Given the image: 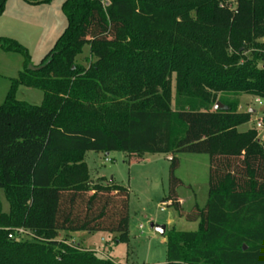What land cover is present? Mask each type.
Here are the masks:
<instances>
[{
	"label": "trees",
	"instance_id": "obj_1",
	"mask_svg": "<svg viewBox=\"0 0 264 264\" xmlns=\"http://www.w3.org/2000/svg\"><path fill=\"white\" fill-rule=\"evenodd\" d=\"M62 11L67 26L38 71L0 38L24 58L0 105V264H113L58 240L127 242L128 192L92 185L87 153L170 158L164 203L197 230L165 232L166 264H264V143L237 131L251 114L225 99H264V0H66ZM20 87L41 104L18 101ZM182 153L209 158L207 202L189 213L176 195Z\"/></svg>",
	"mask_w": 264,
	"mask_h": 264
},
{
	"label": "rangeland",
	"instance_id": "obj_2",
	"mask_svg": "<svg viewBox=\"0 0 264 264\" xmlns=\"http://www.w3.org/2000/svg\"><path fill=\"white\" fill-rule=\"evenodd\" d=\"M6 0L0 15V38L16 41L23 46L29 56L30 67H38L45 56L64 32L67 21L62 11L66 0ZM264 43L263 41H257ZM89 56L87 46L76 59V63L87 67ZM259 66H263L259 63ZM24 70V58L20 54L0 50V105L8 92L10 80L16 79ZM174 94V81L172 82ZM43 95L40 91L20 87L16 99L32 106H39ZM226 101L236 100L239 111L251 115L249 124L238 127L239 133L256 124L264 115V99L249 96L226 97ZM263 136V130H258ZM178 168L175 177L181 182L176 195L185 213L195 206L203 208L207 202L209 180V158L207 155L178 154ZM110 160L107 162L106 160ZM170 158L165 155H145L143 158L127 156L123 153H87L84 159L89 171L91 184H111L123 187L128 192V238L126 243H116V235L107 233H76L73 238L59 234L58 240L75 247L80 245L90 249L93 246L116 264H166V238L150 229V224L164 225L166 231L195 232L197 223H190L164 199L169 194ZM2 212H8V204L0 190ZM163 209V211H161ZM13 239L30 241V233H16ZM73 240V241H72ZM92 249V248H91Z\"/></svg>",
	"mask_w": 264,
	"mask_h": 264
},
{
	"label": "crops",
	"instance_id": "obj_3",
	"mask_svg": "<svg viewBox=\"0 0 264 264\" xmlns=\"http://www.w3.org/2000/svg\"><path fill=\"white\" fill-rule=\"evenodd\" d=\"M250 111H252V110H250ZM252 114H254V112L252 111L251 112V115ZM250 123V122H249ZM248 123V124H249ZM257 125V124H256ZM251 129H254V128H250L249 130H251ZM263 133H264V129H263ZM259 134V133H258ZM263 136H264V134H263ZM263 136H260L259 135V139H260V137H263ZM96 184H98V183H96ZM208 197V196H207ZM60 234H63V235H66V236H68L67 238H73V235L74 234H76V233H74V234H64V233H60ZM88 234V233H87ZM90 234H93V233H90ZM114 235V234H113ZM115 237H117V236H115ZM115 240V239H114ZM73 241V240H72ZM116 243H118L117 241H116ZM166 243V242H165ZM75 247L76 248H78L79 250H81V251H89V252H92V253H95L96 255H98L99 257H101V258H104V259H107V260H109L108 258H107V256H103L102 255V252H100L98 249H95L93 246H89V247H91L90 249H87V248H84V247H82V246H80L79 244L78 245H76L75 244ZM111 263H113V264H116V263H114V262H112L111 260H109Z\"/></svg>",
	"mask_w": 264,
	"mask_h": 264
},
{
	"label": "water",
	"instance_id": "obj_4",
	"mask_svg": "<svg viewBox=\"0 0 264 264\" xmlns=\"http://www.w3.org/2000/svg\"><path fill=\"white\" fill-rule=\"evenodd\" d=\"M28 70L30 71H38L40 70V68H33V67H30L28 68ZM219 109V104L217 103L215 106H214V110H218ZM252 111H249L248 113L251 114ZM150 229L152 231H154V233L160 235V236H164L165 235V232H166V227L164 225H154V224H150Z\"/></svg>",
	"mask_w": 264,
	"mask_h": 264
},
{
	"label": "built area",
	"instance_id": "obj_5",
	"mask_svg": "<svg viewBox=\"0 0 264 264\" xmlns=\"http://www.w3.org/2000/svg\"><path fill=\"white\" fill-rule=\"evenodd\" d=\"M263 130L264 129V124H262L260 121L257 123V125H256V130H257V132H258V130ZM258 139H259V134H258ZM259 141L261 142V143H264V136L263 137H260V139H259ZM107 162H109L110 160H106ZM161 211H163V209H161ZM17 233H20V234H22V233H25L23 230H18L17 231Z\"/></svg>",
	"mask_w": 264,
	"mask_h": 264
}]
</instances>
